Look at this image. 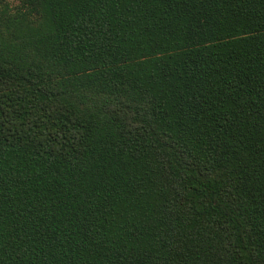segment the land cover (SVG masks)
<instances>
[{
    "label": "trees",
    "instance_id": "1",
    "mask_svg": "<svg viewBox=\"0 0 264 264\" xmlns=\"http://www.w3.org/2000/svg\"><path fill=\"white\" fill-rule=\"evenodd\" d=\"M0 264H264V0L0 6Z\"/></svg>",
    "mask_w": 264,
    "mask_h": 264
},
{
    "label": "rangeland",
    "instance_id": "2",
    "mask_svg": "<svg viewBox=\"0 0 264 264\" xmlns=\"http://www.w3.org/2000/svg\"><path fill=\"white\" fill-rule=\"evenodd\" d=\"M7 5L9 9L14 10L20 6V0H0V6Z\"/></svg>",
    "mask_w": 264,
    "mask_h": 264
}]
</instances>
